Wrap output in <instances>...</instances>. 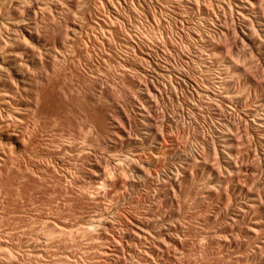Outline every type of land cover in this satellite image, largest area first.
Masks as SVG:
<instances>
[{
	"label": "rangeland",
	"instance_id": "rangeland-1",
	"mask_svg": "<svg viewBox=\"0 0 264 264\" xmlns=\"http://www.w3.org/2000/svg\"><path fill=\"white\" fill-rule=\"evenodd\" d=\"M260 22L264 0H0L27 112L0 134V264H264Z\"/></svg>",
	"mask_w": 264,
	"mask_h": 264
},
{
	"label": "bare ground",
	"instance_id": "bare-ground-1",
	"mask_svg": "<svg viewBox=\"0 0 264 264\" xmlns=\"http://www.w3.org/2000/svg\"><path fill=\"white\" fill-rule=\"evenodd\" d=\"M110 2V1H109ZM117 2V1H116ZM118 4H119V2H117ZM113 4V3H112ZM115 5V4H114ZM259 15V14H258ZM113 17V16H112ZM258 17V16H257ZM257 17H256V19H257ZM116 18V17H115ZM117 20V19H116ZM260 21H262V18H261V20ZM112 22V21H111ZM257 22V21H256ZM259 22V21H258ZM264 23V22H263ZM263 23H261L260 22V24L262 25ZM2 25V24H1ZM115 25V24H114ZM110 26V25H109ZM109 26H107V27H105L106 28V30L108 31V33L110 32V31H112L113 30V28H111V26L109 27ZM259 26V25H258ZM263 26V25H262ZM5 27V26H4ZM113 27V26H112ZM104 28V27H103ZM247 28V27H246ZM251 29V28H250ZM14 30V29H13ZM104 30V29H103ZM105 31V30H104ZM15 33L17 32V30L15 29V31H14ZM244 32V31H243ZM245 35V34H244ZM14 36H16V35H14ZM16 38H18V37H16ZM16 38L14 39V37H13V39L12 40H16ZM22 38H23V36H22ZM25 38V37H24ZM20 39V38H19ZM11 40V39H10ZM10 42V41H9ZM11 42H13V41H11ZM5 43V46H6V44L9 46H11L12 45V43ZM9 46V47H10ZM260 46V45H259ZM11 48V47H10ZM1 53V52H0ZM2 54V56L0 55V134H3L4 132H6L7 133V135H5L6 136V138H8V137H14V138H17L18 139V134H17V132H18V129L17 128H19L20 129V127L19 126H21V124H25V120H26V114H27V112H26V114H21L20 112H19V110H21V104H20V102H19V100H18V98H19V96H18V92H19V90H17V89H15V90H17L16 92H14V93H9L10 91H7L6 89H7V86L9 85V87L11 88V85L10 84H12L13 82L11 81L12 79H11V76L9 75V68L11 67H14L15 65H17V64H19L18 63V57H19V52H17V51H15V50H11V51H8V52H2L1 53ZM21 63V62H20ZM11 74V73H10ZM12 82V83H9V82ZM9 83V84H8ZM248 83H250V81H248ZM14 86V85H13ZM15 87V86H14ZM17 88V87H16ZM9 90V89H8ZM31 105H32V107L30 106V104L28 105H23V110L24 111H28V112H33V107H34V99L31 101ZM261 104H262V102H261ZM264 104V103H263ZM262 105H258L257 106V108L258 107H261ZM263 107V106H262ZM262 107H261V109H262ZM254 111H256V110H254ZM253 111V112H254ZM258 112V111H257ZM261 112V114H259L258 116H257V113H256V116H255V118H256V122H257V128H258V130H259V133H261V136L262 137H264V109L263 110H261L260 111ZM29 114V113H28ZM24 122V123H23ZM95 124L97 125V127L98 128H102L103 127V118H101V117H98V116H96L95 117ZM118 129V128H117ZM21 132V131H20ZM117 132V131H116ZM22 133V132H21ZM120 135V134H119ZM4 136V135H3ZM220 139H221V141H222V143H223V147H222V151H224V150H228L229 148L231 149V141H232V139L231 138H229L228 137V135L227 134H221L220 135V137H219ZM10 139V138H9ZM0 140H1V138H0ZM19 140V139H18ZM17 140V141H18ZM14 141H15V139H14ZM1 141H0V147H1ZM11 143H13V142H10V144ZM262 143L264 144V140L262 141ZM11 148V147H10ZM204 151V150H203ZM203 151H202V153H203ZM221 151V152H222ZM229 151V150H228ZM205 153V152H204ZM222 153H226L225 151L224 152H222ZM200 154V153H199ZM183 155H185L184 153H183ZM224 155H226V158L228 157V155H227V153L226 154H224ZM186 156V155H185ZM192 157V156H191ZM182 158V157H181ZM180 158V159H181ZM129 158H127V160H128ZM194 160V159H193ZM225 160V159H224ZM182 163L181 164H183L184 165V167H187V166H189L191 163L193 164V162H195V161H193V162H191L192 161V159L191 158H189V157H183L182 158ZM128 162H130V161H128ZM178 162V161H177ZM224 163H225V165L228 167V168H231V161L227 158L225 161H223ZM178 164V163H177ZM181 164H180V167H181ZM191 164V165H192ZM141 166V165H140ZM178 167H179V165H178ZM202 167H204V165H202ZM141 168V167H140ZM182 168V167H181ZM180 168V169H181ZM132 169V168H131ZM183 169V168H182ZM142 171V170H141ZM133 172L135 173V174H138L139 175V169H137V167H133ZM2 175V174H1ZM164 175V174H163ZM176 175V174H175ZM174 175V173L172 172L170 175H165L162 179H160V185L162 184V183H165V182H168L167 180H169V181H171L172 179H173V177L175 176ZM97 176V173H95V177ZM249 176L251 177V176H253V173H250L249 174ZM96 178H98V176L96 177ZM103 185V184H102ZM102 187V186H101ZM249 197V200L251 201V205H246L245 206V208H244V216L245 217H247L248 219H250L251 217H253V207H254V205H253V200L251 199L252 197L251 196H248ZM257 207H258V209H257V212H256V216L259 218V221H251V223L253 224V225H255L256 227H258V228H260V230H264V226L263 225H261V224H259L260 222H263V220H264V211L257 205ZM101 216V215H100ZM106 217V216H105ZM104 216H101L100 218H95V219H92V221L89 223V226H92L93 228H94V226L97 228L98 227V229H104V228H108V223H107V227L105 226V224H106V222L108 221V219H106ZM89 220H91V219H89ZM61 224H59L60 225V228H61V230L63 231V230H66V229H69L68 228V225H65L63 222H60ZM113 223V222H112ZM131 223V222H130ZM129 223V224H130ZM88 225V224H87ZM105 226V227H104ZM100 227V228H99ZM103 227V228H102ZM110 227H111V225H110ZM86 228V227H85ZM91 229V228H90ZM108 229H110V228H108ZM113 229H114V227H113ZM252 229H254V228H252ZM94 230V229H93ZM127 230V229H126ZM70 231V230H69ZM96 231V230H95ZM109 231V230H108ZM68 232V231H67ZM88 232V231H87ZM129 232H130V234H132V235H129ZM100 233H102V232H100ZM112 233V232H111ZM129 236H128V240L129 239H136V240H145L147 237H148V234H149V232L144 228V227H142L141 225H139V224H137V223H132L131 224V227L129 226V229H128V232H126ZM109 235H112V234H109ZM264 235V234H263ZM113 236V235H112ZM111 236V237H112ZM124 236H127V235H124ZM104 237H107V236H104ZM110 237V236H109ZM130 237V238H129ZM248 237L250 238V239H253V236H252V234L250 233V234H248ZM72 238V237H71ZM108 238V237H107ZM113 238H114V236H113ZM104 239V238H103ZM106 239V238H105ZM112 239V238H111ZM115 239V238H114ZM114 239H112V240H114ZM117 239V238H116ZM115 239V240H116ZM264 239V238H263ZM108 240V239H107ZM120 240V239H119ZM147 240V239H146ZM154 240L156 241V242H160V237H159V235L158 234H155V238H154ZM254 240V239H253ZM124 241V240H123ZM126 241V240H125ZM261 241H263L264 242V240H261ZM103 242V241H102ZM107 242V241H106ZM115 242H117V241H115ZM119 242V241H118ZM117 242V243H118ZM169 242L173 245V246H175L176 244H175V242H174V238H172L171 237V235L169 236ZM116 243V244H117ZM162 244H163V246L164 247H166L165 245H164V243L163 242H161ZM116 244H114V245H116ZM122 245V244H121ZM30 246V245H29ZM126 246V245H125ZM28 247V246H27ZM32 248V247H31ZM123 249V248H122ZM149 249V248H148ZM147 249V250H148ZM32 254L31 255H33V257H41V255L39 254V253H37V252H35V248H32ZM109 250V249H108ZM11 251V250H10ZM126 251L129 253V254H138V253H133V252H131V249H130V244H127V248H126ZM144 251V250H143ZM142 251V252H143ZM151 252V251H150ZM104 253H107V251H105V252H103V254ZM117 253H118V250H117V248L116 249H114L113 248V250H110V252H109V254H105V255H108L109 257L110 256H114L115 254V256L117 257ZM144 253L146 254V252L144 251ZM27 255V254H26ZM149 255V254H148ZM114 256V257H115ZM138 256V255H137ZM141 257V256H140ZM109 259V258H108ZM145 259V258H144ZM51 260H52V258H51ZM140 260V259H139Z\"/></svg>",
	"mask_w": 264,
	"mask_h": 264
}]
</instances>
